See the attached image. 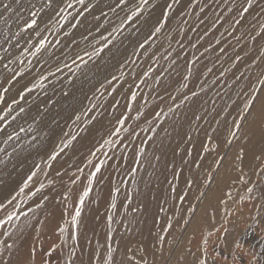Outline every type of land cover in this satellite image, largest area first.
I'll return each instance as SVG.
<instances>
[{
	"label": "rangeland",
	"instance_id": "1",
	"mask_svg": "<svg viewBox=\"0 0 264 264\" xmlns=\"http://www.w3.org/2000/svg\"><path fill=\"white\" fill-rule=\"evenodd\" d=\"M241 5L51 0L0 33V259L264 264V0Z\"/></svg>",
	"mask_w": 264,
	"mask_h": 264
},
{
	"label": "snow or ice",
	"instance_id": "2",
	"mask_svg": "<svg viewBox=\"0 0 264 264\" xmlns=\"http://www.w3.org/2000/svg\"><path fill=\"white\" fill-rule=\"evenodd\" d=\"M123 2V0H122ZM145 3H147V0H144ZM178 2V0H177ZM80 3H83V0H80ZM69 7H71V5H68ZM45 7H51V0H48V2L44 5H41V7L39 9H37L36 4L33 2V0H7V2H5V0H0V25H3V28L0 29V33H2L4 35V39L5 42H8V34L9 32H11V29L13 27V25L19 27L21 25V22H23V24L26 26V28L28 29H32L35 27V25L37 24V20L35 19V17L39 14L40 11H42ZM169 7H171V5H169ZM252 7V0H247V6L245 7L244 5H241L242 8V12L240 13L241 15H243L244 13H247L249 11V9ZM201 12L204 11L203 8L200 9ZM229 11H231V9H229ZM165 15H167V13H165ZM236 23H240L239 20L236 21ZM24 29H21V31H23ZM160 29L157 28L156 31H159ZM13 38L18 37L21 35V32H12L11 33ZM40 47H43V41L41 42ZM39 51V49H37ZM223 51V49L221 50ZM5 67H7V65H5ZM261 84H264V80L259 81ZM252 107V103L251 102H246V108L248 110H250ZM197 119H199V117H197ZM236 127H239L238 125ZM21 131H23V129H21ZM233 135H235V133H233ZM9 139H12V137L10 136ZM228 143L230 144L231 141H228ZM205 150H207V146H205ZM191 153L189 152V155ZM53 159H55V156H53ZM222 159V158H221ZM238 159H242V153L241 155L238 157ZM197 167H199V165H197ZM97 172L100 171V168L97 167L96 169ZM95 175V174H93ZM29 179H31V177H29ZM240 179L247 184V180H244V177L241 176ZM188 186L191 187L192 184L194 183V180H189L188 182ZM21 191H23V189H21ZM89 190H86L83 195L80 197V204L83 205L85 197L88 196L89 194ZM253 191L252 188H247V192L251 193ZM186 196V194H185ZM185 196H181L180 200L183 201L185 199ZM223 202V201H222ZM113 207H115V205H113ZM161 211H164V209L162 208ZM81 211L80 208H77L75 211V215H73L71 217V225L73 228L76 227L77 225V219L80 216ZM13 220V215H9L7 220H0V226L6 224V223H10ZM169 228H171V224L169 223L168 225ZM65 231H67V229L65 228H61L60 232L63 234ZM71 238L73 240H75V233L72 234ZM164 236H158L157 237V242L158 243H163L164 241ZM0 244L3 245V248L0 249V254H2V251L7 250V251H11L13 248V244H7L6 242H0ZM203 244L205 245V247H203L202 249V254L203 255H207L208 254V249L206 247V245L208 244V241L205 239L203 240ZM241 246V241H237L236 243V247H240ZM109 251L111 252L112 250L109 249ZM70 255H75L74 251H70L69 253ZM32 256L33 258L35 257V249L32 250ZM134 259V257H129L128 260L131 262ZM111 261V256H109L108 260L105 262V264H110ZM0 264H9V260H4V259H0ZM135 264H147V262L144 260L143 257L140 258L139 261H136ZM194 264H207V260L203 259L201 257H197L196 260L194 261ZM212 264H216V261L213 260Z\"/></svg>",
	"mask_w": 264,
	"mask_h": 264
},
{
	"label": "bare ground",
	"instance_id": "3",
	"mask_svg": "<svg viewBox=\"0 0 264 264\" xmlns=\"http://www.w3.org/2000/svg\"><path fill=\"white\" fill-rule=\"evenodd\" d=\"M181 164V163H180ZM223 167V166H222ZM177 180V179H176ZM17 188V187H16ZM228 188V187H227ZM130 191V190H129ZM131 193V192H130ZM182 193V192H181ZM183 196V195H182ZM170 203V202H169ZM159 205V204H158ZM133 206V205H132ZM155 207V206H154ZM165 209V208H164ZM170 210V209H169ZM177 210V209H176ZM94 212V211H93ZM181 214V213H180ZM158 215V214H157ZM125 216V215H124ZM164 216V215H163ZM168 216V215H167ZM179 217V216H178ZM140 221V220H139ZM171 224V222H170ZM139 233V232H138ZM33 236V235H32ZM73 240V239H72Z\"/></svg>",
	"mask_w": 264,
	"mask_h": 264
}]
</instances>
